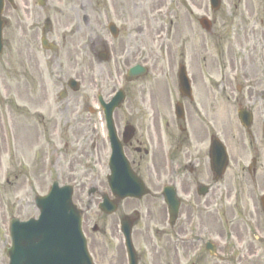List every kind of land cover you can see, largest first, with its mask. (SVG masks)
<instances>
[{
  "label": "flooded vegetation",
  "instance_id": "1",
  "mask_svg": "<svg viewBox=\"0 0 264 264\" xmlns=\"http://www.w3.org/2000/svg\"><path fill=\"white\" fill-rule=\"evenodd\" d=\"M224 2L207 13L204 0L178 1L190 30L180 36L173 33L172 20L167 26L163 22L160 31L166 33L158 34V0L5 2L7 46L16 52L10 57H23L27 85L39 74L50 104L47 117L36 114V124L43 127L37 130L44 149L52 145L55 173L45 176L44 150L42 177L28 181H104L105 189L95 187V193L114 199L107 125L101 134L90 129L95 120L84 114L78 92L94 74L123 77L125 99L114 112V124L130 168L148 193L117 199L115 212L101 213V246L98 232L86 227L93 203L88 200L83 227L96 264H129L127 220L137 264L262 262H245L244 256L247 250H264V13L255 11L264 10V0L227 2L237 10L229 18L220 14ZM199 14L211 18V31L200 25ZM196 40L200 44L192 49L189 42ZM136 66L141 75L128 81ZM181 70L188 83L180 81ZM71 78L79 85L71 86ZM50 83L56 93L52 102ZM116 88L112 84L102 93L111 99ZM30 110H25L28 119ZM94 137H101V144ZM89 145L97 153L102 149L101 165L88 164L78 173Z\"/></svg>",
  "mask_w": 264,
  "mask_h": 264
},
{
  "label": "rangeland",
  "instance_id": "2",
  "mask_svg": "<svg viewBox=\"0 0 264 264\" xmlns=\"http://www.w3.org/2000/svg\"><path fill=\"white\" fill-rule=\"evenodd\" d=\"M178 1L182 2V0H158L157 4H161V9L157 11V18H159V20H157L156 23L159 35L163 36L165 34V30L160 31L163 22L167 26L170 20L174 22L173 33L177 36L183 35V33L187 31L188 33L190 32V30L187 29L188 20L186 11L181 4L177 3ZM234 1L237 2L238 0H225L220 14L228 18L233 17L237 10L235 6L232 7L228 3H235ZM204 2L205 6L209 9V0H204ZM168 8L173 11L172 14L167 12ZM164 11L166 12L160 15V13ZM238 11L240 12V10ZM255 11L259 16L264 13L262 9ZM165 15L167 17L163 18ZM6 37L7 35H5V38ZM197 43L200 44L197 40L191 41L189 45L192 49H196ZM208 44H210L209 41ZM10 50L5 39L4 52L0 56V264H8L9 261L6 250L11 243L9 234L10 218L16 216L20 219H28L29 217L38 216L39 209L35 205L34 197L39 194H45L53 182L25 181L27 176L36 178L42 177L43 166L41 165L40 167L39 158L42 156V151L45 149L42 145L44 138L41 137L37 130L43 128L41 125L37 127L36 121L39 119L34 120L32 117L28 119L24 109L31 107L32 110L30 113L32 115L36 113L34 112V110H36L37 112L45 114L47 117L50 104L47 105L46 94H44L43 89L39 85L41 81L39 74L34 73V77L31 78L32 84L27 85L26 82L29 83L30 81L25 79V74L23 73L24 59L22 56L10 57V55H16V52H10ZM179 53H181L180 49L175 50V55ZM121 76H119V74H94L93 81L90 83L84 82L78 92L79 97L83 99L86 104L84 105V114L92 113L93 119L95 120L92 124L94 127H90V129H97L99 134H101L102 131L104 116L97 101V96L99 94L104 95L102 89H110L112 84L116 83V86H118L123 81V77ZM48 92L50 97L49 101L52 102L51 99H54L52 95L54 92L52 83H50L48 87ZM109 97L110 96H105L104 98L108 99ZM91 139L90 137L78 139L73 147L79 148L81 141H88ZM93 140L101 144V137H94ZM99 157H102V149L97 153L96 149H92L90 145L87 146L80 157L81 160L77 157L78 162L79 160L82 161L78 163L77 172L84 173L85 171L82 168L86 166L89 159L93 160L94 158L95 161H93L92 165L94 168H99L101 165V160H98ZM46 175L48 177L49 173L47 172ZM62 182L64 181H61V183ZM77 183L78 185L75 186L74 198L80 206H85L88 203L90 196H88L87 191L90 187L96 185L99 190L105 189L104 181H85V184L84 181H78ZM78 198H83L84 203L81 204ZM99 201L100 196L95 194L88 213L90 220L86 227L89 229V232H91L93 224H98L99 232L95 233L94 236L98 246H101L103 242L101 236L103 217L97 207ZM245 254V262L249 261L255 263L259 261V259L264 261V250H247ZM258 263L262 264V262Z\"/></svg>",
  "mask_w": 264,
  "mask_h": 264
},
{
  "label": "water",
  "instance_id": "3",
  "mask_svg": "<svg viewBox=\"0 0 264 264\" xmlns=\"http://www.w3.org/2000/svg\"><path fill=\"white\" fill-rule=\"evenodd\" d=\"M211 2L217 8L218 1ZM2 10L3 0H0V54L3 49ZM123 98V93H119L111 103L105 105L109 115ZM121 157L123 159L121 146L117 144L114 147L113 176L110 181L113 193L121 198L142 195L138 193L142 187L141 180L131 175L124 160L125 174L120 176L123 166ZM71 195L70 187L59 188L55 183L47 196L37 198L41 210L39 220L21 224L15 219L12 229L14 246L9 250L12 258L10 264H93L81 231V214L73 205ZM106 206V203L100 204L102 209ZM127 230L130 233V228ZM32 252L36 254L30 255Z\"/></svg>",
  "mask_w": 264,
  "mask_h": 264
}]
</instances>
